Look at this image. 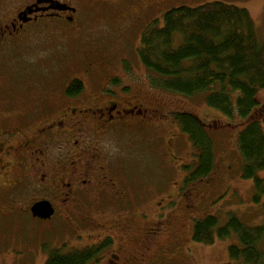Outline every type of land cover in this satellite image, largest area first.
I'll return each instance as SVG.
<instances>
[{
	"label": "rangeland",
	"instance_id": "rangeland-1",
	"mask_svg": "<svg viewBox=\"0 0 264 264\" xmlns=\"http://www.w3.org/2000/svg\"><path fill=\"white\" fill-rule=\"evenodd\" d=\"M68 1L77 9L76 20L73 24L61 21L54 36L59 39L15 46L0 56V106L3 108L0 141L18 136L12 130L27 122L28 119H23L25 112L44 104L42 100L37 101L40 96L46 94L47 105L53 106L56 102L48 101L51 95L47 93L54 88L62 89L76 78L82 79L88 90L102 85L130 86L131 98L137 96L134 92L144 91L142 95L161 110L155 117L159 135L146 137L137 133L134 138L138 145L132 143L135 148L129 145L128 150L124 148L129 144L125 140L121 142V153H112L115 175L132 191H139V202L118 212H105L98 206L96 218H92L96 227L92 229L86 228L82 221V208L70 214L60 212L61 219L41 222L28 212L29 203L33 204L31 199L40 194L31 192L25 196L28 190L10 193L0 190V264H45L51 251L82 250L106 233L114 238L112 246L103 249L100 258L90 264H109L115 254L132 258L134 264L232 262L228 250L231 245L239 244V239L234 232L221 238L218 229L227 224L231 215L251 227L264 222V195L255 200L254 181L242 177L243 160L237 137L244 121L236 116L230 120L209 106L204 93L186 96L153 88L149 85L150 73L137 54L143 30L155 19H159L161 26L168 9L215 0ZM217 1L246 8L254 22L258 42L264 43V0ZM236 96L233 94L234 102ZM256 100L254 116L261 118L264 130V89L258 90ZM170 112H189L203 121L213 143V171L208 176L185 181L187 174L196 172L200 160L193 156L197 151H193L190 138L182 132L176 115H168ZM4 129L5 133L6 129L11 131L7 139L1 133ZM169 139L175 140L170 148ZM26 146V140L21 138L13 143L17 153ZM62 149L46 148L48 153ZM259 175L263 177L264 171ZM127 211L133 215L134 228L130 233L124 231L127 228L122 220ZM207 216H214L218 221L215 240L210 245L192 238L193 222ZM159 226L162 227L158 229ZM153 228L159 230L158 235L148 243L146 237L142 240L147 230Z\"/></svg>",
	"mask_w": 264,
	"mask_h": 264
},
{
	"label": "flooded vegetation",
	"instance_id": "flooded-vegetation-1",
	"mask_svg": "<svg viewBox=\"0 0 264 264\" xmlns=\"http://www.w3.org/2000/svg\"><path fill=\"white\" fill-rule=\"evenodd\" d=\"M57 3L66 5L67 9H52L51 6ZM76 15L77 9L68 0H0V56L11 52L15 46L59 39L54 37L57 35L55 28L61 21L73 24ZM74 81L81 82V88L70 92ZM131 91L130 86L105 85L88 90L82 79L76 78L62 89L54 88L47 93L51 95L48 101L56 102L55 105H47L46 94L40 96L37 101L42 100L44 104H37L25 112L23 119H28L27 122L12 130L17 131L18 136L0 141V190L8 193L28 190L25 196L31 192L40 194L31 199L33 204L49 202L54 210L48 219L35 218L41 222L61 219L60 212L70 214L82 208V221L88 229L96 227L92 218L98 206L105 212H118L139 202V191H132L115 175L111 155L121 153L122 141H128L129 144L123 146L126 149L128 145L133 149L132 143L138 145L137 138H134L137 133L146 134V137L156 133L155 117L161 110L142 95L144 91L134 92L137 96L132 98ZM172 113L179 112L168 115ZM6 130V133L5 129L1 132L5 139L11 132ZM19 138L25 139L27 146L17 153L13 143ZM168 141L170 148L175 140ZM60 147L64 149L58 153L46 150ZM29 150V153H24ZM32 205L29 203L28 212ZM131 213L127 211L122 219L127 228L124 231L129 233L134 228ZM78 225L82 226L80 222ZM158 231L156 228L147 230L142 240L146 237L147 243L150 242ZM113 242L114 238L106 233L98 236L88 247L105 249ZM108 262L134 264L132 258L126 259L119 254L113 255V260Z\"/></svg>",
	"mask_w": 264,
	"mask_h": 264
},
{
	"label": "trees",
	"instance_id": "trees-1",
	"mask_svg": "<svg viewBox=\"0 0 264 264\" xmlns=\"http://www.w3.org/2000/svg\"><path fill=\"white\" fill-rule=\"evenodd\" d=\"M137 54L153 88L186 96L204 93L209 106L230 120L236 116L244 121L237 137L242 177L254 181L259 201L264 195V176L259 175L264 171V130L254 108L258 90L264 89V43L258 42L249 11L217 0L168 9L161 26L155 19L143 30ZM81 85L72 82L70 92ZM175 115L197 151L193 156L200 160L196 172L187 174L185 181L208 176L213 171V143L203 121L189 112ZM217 225L214 216L193 222L192 238L212 244ZM232 232L239 244L229 247L232 262L226 264H264V222L251 227L231 215L218 235L225 238ZM102 250L94 246L70 252L57 249L45 264H90L100 258Z\"/></svg>",
	"mask_w": 264,
	"mask_h": 264
},
{
	"label": "water",
	"instance_id": "water-1",
	"mask_svg": "<svg viewBox=\"0 0 264 264\" xmlns=\"http://www.w3.org/2000/svg\"><path fill=\"white\" fill-rule=\"evenodd\" d=\"M52 9L54 10H60V11H63V10H66V5H62L60 3H57L56 5H53L51 6ZM73 12H75L74 9H72ZM31 211H32V215L34 217H37V218H41V219H48L50 218L53 213H54V210L51 206V204L49 202H38V203H35L32 207H31Z\"/></svg>",
	"mask_w": 264,
	"mask_h": 264
}]
</instances>
